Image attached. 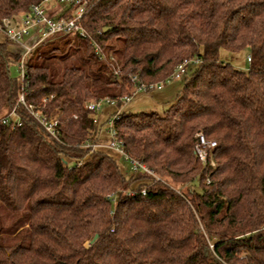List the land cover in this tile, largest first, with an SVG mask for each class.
Returning a JSON list of instances; mask_svg holds the SVG:
<instances>
[{
	"label": "trees",
	"instance_id": "1",
	"mask_svg": "<svg viewBox=\"0 0 264 264\" xmlns=\"http://www.w3.org/2000/svg\"><path fill=\"white\" fill-rule=\"evenodd\" d=\"M42 1L0 0V23ZM85 9V36L41 41L25 80L10 72L23 49L0 44V264H264V0H86ZM222 49H249V69L221 61ZM185 61L165 115L114 108L100 122L86 108L167 83ZM12 112L18 120L4 122ZM57 113L52 136L35 115ZM111 120L126 155L153 175L99 147ZM198 133L216 142L215 166L197 157Z\"/></svg>",
	"mask_w": 264,
	"mask_h": 264
},
{
	"label": "built area",
	"instance_id": "2",
	"mask_svg": "<svg viewBox=\"0 0 264 264\" xmlns=\"http://www.w3.org/2000/svg\"><path fill=\"white\" fill-rule=\"evenodd\" d=\"M50 2H56L52 5V10L54 8V12L51 13L50 10L46 9L45 4ZM64 5L65 7L61 10L62 12L68 8L73 7V13L70 17H57L53 14L55 13L56 5ZM86 0H43L41 3L34 5L30 12L25 14L22 19L18 22V24H13L12 22L6 20L3 23H0V31L3 32L7 40L16 45L23 48V54L21 57V61L19 63L20 69V77L22 80H25L27 75L26 70V57L27 55L36 47L41 41L48 38L51 35L59 34V33H68L70 37L74 38L77 35L85 36V30L79 25V21L82 19L85 14ZM32 29H36L39 31V39L36 43L30 44L23 39L30 34ZM188 61L183 62L178 65L169 81L172 80H181L184 78L188 71ZM132 81H138V76H134ZM162 84L159 83L155 86L147 87L145 85H141L137 91L132 96L119 97L117 99H111L109 97H105L99 101H91L86 103V108L91 112L98 113L102 108L104 103L109 104L112 108L117 109V113H121L124 111V108L127 104L132 100L133 96L139 91L147 92L149 89H162ZM20 102L25 104L24 96L22 95L20 98ZM15 112H12L8 116L4 117V122H9L12 119V116ZM35 117L41 122L42 126L45 130L51 134L52 136H57L56 127L58 126L59 113L54 115L50 119L43 118L41 115L36 114ZM108 134L110 135V142L107 144L99 145V147H106L115 152L119 153L121 156H124V159L128 161L132 170L135 172L143 171L150 175H153V171L138 160H134L129 158L126 155L123 149V143L119 142L116 138V131L113 128L112 120L109 122ZM215 141L208 140L203 133L197 134V142L195 145V152L199 160L203 164H207L211 159V165L215 166V163L212 159L213 149L216 147ZM145 194V191H143Z\"/></svg>",
	"mask_w": 264,
	"mask_h": 264
},
{
	"label": "rangeland",
	"instance_id": "3",
	"mask_svg": "<svg viewBox=\"0 0 264 264\" xmlns=\"http://www.w3.org/2000/svg\"><path fill=\"white\" fill-rule=\"evenodd\" d=\"M56 2H50L45 4L46 9L50 10L52 8V5ZM64 5H56L55 9V15L58 16V13L64 8ZM54 9V8H53ZM32 37L31 35L26 36L23 41H29ZM39 39V38H38ZM38 39L35 41V43L38 41ZM67 40L70 39H60L57 41L61 45L64 44ZM30 43V42H29ZM57 53V52H56ZM250 57V51L249 49H245L238 52H232L228 50L222 49L219 54V58L221 61L230 63L234 67L242 70H248L250 63L249 58ZM189 67H194V65L190 64ZM19 63L14 64L11 67V76L14 78H17L20 76V69H19ZM184 80H172L167 83L162 84V89L158 90L154 88L151 91L145 92V91H139L137 92L132 100L127 104V106L124 108L125 113H143V112H157L159 115H165V113L168 112V110L177 102V98L182 90ZM114 108H112L109 104L104 103L102 105V108L97 113V116L100 120V122H104L107 120V117L111 115L114 112ZM12 118L17 121L18 118L13 115ZM105 132H108L109 124L104 125ZM104 132V133H105ZM107 137V136H106ZM120 161H122L121 158H119ZM124 170L128 171L130 174L132 173L130 170L129 163L124 164ZM185 189V187H184Z\"/></svg>",
	"mask_w": 264,
	"mask_h": 264
},
{
	"label": "crops",
	"instance_id": "4",
	"mask_svg": "<svg viewBox=\"0 0 264 264\" xmlns=\"http://www.w3.org/2000/svg\"><path fill=\"white\" fill-rule=\"evenodd\" d=\"M50 12L51 13H53L54 12V9H52V10H50ZM22 19V17H17L15 20H14V22H12L13 24H18V22L20 21ZM29 35H31L32 37H30L31 39L29 40V41H26V42H30V44H33V43H35V41L39 38V31L38 30H36V29H32L31 31H30V34ZM7 41V37H6V35L3 33V32H1L0 31V44L1 43H5ZM17 51H19V52H21L22 51V49L23 48H21V47H17V48H15Z\"/></svg>",
	"mask_w": 264,
	"mask_h": 264
},
{
	"label": "water",
	"instance_id": "5",
	"mask_svg": "<svg viewBox=\"0 0 264 264\" xmlns=\"http://www.w3.org/2000/svg\"><path fill=\"white\" fill-rule=\"evenodd\" d=\"M108 30H110V28L104 29L105 32L108 31ZM97 238H98V235H95L94 238L91 240V243H94Z\"/></svg>",
	"mask_w": 264,
	"mask_h": 264
}]
</instances>
